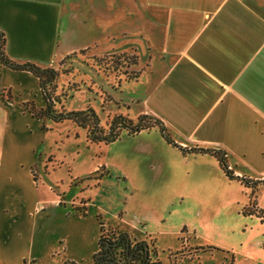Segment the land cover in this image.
Returning <instances> with one entry per match:
<instances>
[{"label": "crops", "instance_id": "obj_1", "mask_svg": "<svg viewBox=\"0 0 264 264\" xmlns=\"http://www.w3.org/2000/svg\"><path fill=\"white\" fill-rule=\"evenodd\" d=\"M0 29L7 55L19 63L58 68L71 54L79 62L78 54L89 48L98 55H137L143 62L137 78L97 74L102 91L83 84L77 91L81 103L74 105L76 93L67 107L87 109L92 97L104 104L125 102L130 111L119 115L134 122L144 114L155 116L182 147L225 150L235 175L264 179V0H0ZM83 70L74 77L91 79ZM23 103L46 106L40 79L0 62V264H91L102 225L136 241L154 239L156 245L161 229L150 224L147 213H119L99 200L100 190L88 192L91 176L99 179V188L121 167L133 186L129 199H136L146 188L136 173L143 161L132 156L133 174L96 155L76 166L70 147L74 134L82 136L81 127L71 120L43 121ZM129 135L139 139L141 151H166L190 173L196 170L197 200L212 197L210 190L199 197L203 184H220L239 204L241 194L252 191L230 179L215 156L171 146L158 127ZM177 174L170 171L163 182L180 183ZM109 198V206L117 205ZM84 205L88 213L78 215ZM257 206L263 218L264 185ZM197 212L201 216L204 210ZM260 225L257 261L264 263V220ZM213 244L234 255L235 244Z\"/></svg>", "mask_w": 264, "mask_h": 264}, {"label": "rangeland", "instance_id": "obj_2", "mask_svg": "<svg viewBox=\"0 0 264 264\" xmlns=\"http://www.w3.org/2000/svg\"><path fill=\"white\" fill-rule=\"evenodd\" d=\"M95 52L96 48L81 51L78 54L79 62L73 60L72 57L75 54L61 61V66L56 68L60 71V77L54 91L55 96H63L66 91H69L68 88L73 86H79L81 89L83 84L99 94L103 87L96 83L95 76L103 72L115 73L120 78L119 80L133 77L135 72L140 73L139 69L143 62L139 61L137 55L126 53L98 55ZM82 61L85 63L83 67ZM82 68H86L87 72L92 75L91 79L85 76L86 79L79 77L77 80L74 77L75 73L81 74ZM68 78L70 79L63 84L64 87L59 88V83ZM75 94L65 100L61 98L63 104L56 103V107L59 110L63 107L70 110L67 107L68 101ZM108 97L109 95L106 96V102L109 101ZM83 98L82 94L77 93L74 105L80 104ZM88 106L96 110L101 129L105 134L111 130L116 117L119 116V111H130L125 102L104 104L98 97H92ZM80 129L82 136L77 138L74 134L71 151L69 150L72 154L70 159H74L72 162L76 166L82 162L84 157L89 156V160L93 161L91 156L96 155L103 162L110 161L123 165L125 170L133 174L135 168L131 165L133 164L132 156L136 155L143 161V170L140 168L136 173L147 181L142 184L146 188L141 190L143 195L135 196L136 199H129L133 186L124 179L121 167L119 174L109 173L105 178L106 181H103V184L101 182L102 185L99 188V179L96 181V178L91 176L94 179L91 180L93 188L88 192L96 194L97 190H100L99 200L111 210H117L119 213L123 210L130 211L132 215H136L137 212L149 215L150 224L161 229V235L155 236L158 238L156 240L158 253L153 257L154 259L162 264H264L257 261L259 246L257 234L259 228H263L260 224L264 217L257 214L258 209L255 207L251 208L255 214H244V208L250 201L251 193L241 194L243 202L239 204V200L229 192L230 190H226L220 184L215 183L210 186L203 184L205 189L199 190V197L208 195L209 190L212 197L197 200V171L193 170L190 173L189 166L178 165L168 152L163 150L148 153L141 151L139 139L127 134L125 129L121 131L116 140L111 142H92L86 136V130ZM78 142H82L80 147H78ZM170 145L173 146V144ZM176 148L179 150L178 147ZM170 171L179 173L175 177L181 178L180 183L163 182L162 178L166 177ZM34 173L36 176L39 175L38 168L34 169ZM102 176L97 175L96 177L102 178ZM95 183L97 188L94 187ZM114 192L117 193L114 194ZM109 197L115 198L117 205L109 206ZM198 208L204 210L201 216L197 212ZM157 217H162L159 225H156ZM112 229L114 228H107L109 232ZM182 242L185 244L184 247H181ZM213 242L235 244L234 255L231 251ZM149 243L154 245V239H149Z\"/></svg>", "mask_w": 264, "mask_h": 264}, {"label": "trees", "instance_id": "obj_3", "mask_svg": "<svg viewBox=\"0 0 264 264\" xmlns=\"http://www.w3.org/2000/svg\"><path fill=\"white\" fill-rule=\"evenodd\" d=\"M5 45L6 37L4 32L0 29V62L3 65L13 69L30 71L40 79L42 93L47 104L45 107L37 108L33 104L23 103L25 110H28L33 115L43 119V121L46 118L55 123L64 120H71L77 123L79 127L86 130V135L92 142L114 141L120 136L121 131L124 129L129 134H137L143 129L158 127L167 142L178 147L183 153H209L215 156L219 160L220 166L224 173L230 179L239 180L245 186L250 187L252 192L250 201L244 208V214H255V211L251 208L255 207L258 209L257 195L260 187L264 185V179H252L245 176L235 175L232 168L230 167L227 152L225 150L182 147L171 139L162 121L159 118L149 114L141 115L137 122H134L125 116L119 115L116 117L111 130L105 134L101 129L100 121L95 109L88 107L84 110H66L63 107L61 110H59L56 107V103L63 104L61 98L65 100V98L73 96L75 92L78 91L79 86L68 88L69 91H66L63 96H55L54 91L57 88L60 71L54 67H43L33 62H15L7 55ZM138 76L139 73L135 72L133 77H128L125 80H131L137 78ZM43 128L46 129L45 124H43ZM106 174H103V176ZM35 180H37L36 175ZM76 213L78 215H85L88 213V209L84 206L78 207ZM257 214H261L259 209L257 210ZM157 253L158 251L156 245L149 243V240L136 241L127 232H120L116 228L109 232L102 225V233L99 238V250L94 254V260L91 264H162L159 260L153 258L157 255ZM63 264L81 263L73 260H66L63 262Z\"/></svg>", "mask_w": 264, "mask_h": 264}]
</instances>
